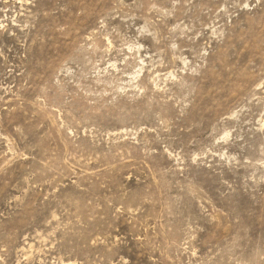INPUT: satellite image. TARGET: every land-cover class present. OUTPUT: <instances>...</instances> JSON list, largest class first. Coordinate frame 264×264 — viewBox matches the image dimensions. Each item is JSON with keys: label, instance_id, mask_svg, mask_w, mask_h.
<instances>
[{"label": "rangeland", "instance_id": "1", "mask_svg": "<svg viewBox=\"0 0 264 264\" xmlns=\"http://www.w3.org/2000/svg\"><path fill=\"white\" fill-rule=\"evenodd\" d=\"M0 264H264V0H0Z\"/></svg>", "mask_w": 264, "mask_h": 264}, {"label": "bare ground", "instance_id": "2", "mask_svg": "<svg viewBox=\"0 0 264 264\" xmlns=\"http://www.w3.org/2000/svg\"><path fill=\"white\" fill-rule=\"evenodd\" d=\"M140 46V45H139ZM136 48V47H135ZM140 49V48H139ZM135 50V49H134ZM138 73H140V72H138ZM135 78V77H134ZM137 80V79H136Z\"/></svg>", "mask_w": 264, "mask_h": 264}]
</instances>
